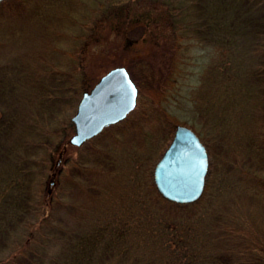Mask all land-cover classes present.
I'll return each instance as SVG.
<instances>
[{"label": "rangeland", "instance_id": "rangeland-1", "mask_svg": "<svg viewBox=\"0 0 264 264\" xmlns=\"http://www.w3.org/2000/svg\"><path fill=\"white\" fill-rule=\"evenodd\" d=\"M130 1L147 2H0V113L9 122L0 120L4 149L0 150V194L7 192L26 156L35 159L42 153L37 141L44 135L51 145V157L44 161L36 157L41 169L28 162L22 167L31 171L29 200H37V195L42 191L46 195L48 191L44 199L54 201L47 220L53 228L44 238L51 240L43 249L45 262L65 245L64 237L70 243L66 253L72 261L93 257L92 249L89 251L92 244L101 248L107 239L115 238L121 231L133 233L139 228L122 222L129 220L128 210L133 212L139 207L146 216L142 221L147 236L146 251L163 246L168 239L167 226L173 228L170 235L175 232L179 235L191 225L189 240L193 250L208 256L217 253L218 264H264V42L260 39L264 5L261 2L173 0L176 7L186 10L184 17L194 24L197 33L192 34L194 31L187 23L185 34L196 38L191 41L204 54L208 49L213 56L217 54L207 67L194 65L186 91L170 100L168 107L178 121L196 128L208 151L209 170L199 203L173 210L158 194L154 169L175 129L166 123L150 97L138 95L135 110L123 121L105 128L98 138L80 146L69 142L75 133L72 117L82 93L89 91L107 71L128 60L134 48L132 52L128 47L121 49L123 52L97 54L94 64L90 62L81 73L78 85L68 82L75 69L70 52L88 37V25L96 27L103 23L104 8H118L122 13L114 3L124 7ZM205 18L203 25L201 20ZM140 29L132 31V39L141 38ZM112 42L117 45L120 39L114 35ZM217 44L222 50L216 51ZM143 45L139 42L137 46ZM147 48L152 51L151 46ZM83 80L88 88L82 91ZM66 139L69 144L64 148ZM24 147L28 149L23 150ZM57 160L61 162L58 167ZM16 187L3 201L0 219L4 212L6 217H14V213L21 211ZM36 219V215L28 216L0 237V262L5 263L14 255L15 245L23 241L24 224ZM77 228L85 232V238H81ZM140 239L136 237V242ZM111 243L115 246L113 240ZM184 250L187 257L193 253L191 247ZM133 251H137L136 246L130 253ZM114 262L115 259H110L105 264Z\"/></svg>", "mask_w": 264, "mask_h": 264}, {"label": "trees", "instance_id": "trees-1", "mask_svg": "<svg viewBox=\"0 0 264 264\" xmlns=\"http://www.w3.org/2000/svg\"><path fill=\"white\" fill-rule=\"evenodd\" d=\"M260 2L264 5V0H257V3ZM120 6L122 5L114 3V7L121 8V12L123 11L122 13L117 10L118 8L111 9L107 6L102 11V19L100 18L104 20L103 23L96 24V27H94V25H88V37L84 38L77 49H73L70 52V58L75 61V65H73L75 69L73 75H69L70 78L68 82L72 81V85H78L79 83H77V80L81 73L84 72L85 67L90 62L94 64L93 58H95L97 54H101L105 51V53H108L113 50L123 52L121 49H128V47L132 52V48H134L132 56H129L128 60L120 63V66H125L129 71L133 81L139 89V95L150 97L157 104L166 123L170 126L173 125L174 129L177 124L181 123L192 128L198 135V131L192 124L188 125L178 121L174 112H171L168 107L171 105L170 100H173L175 96L178 98L179 95H182L183 92L186 91L184 89H186V85L189 84L188 81L191 79L190 75L194 74V65L198 64L197 68L205 65L207 67V64H211L213 60H215L217 54L213 56L211 49H208L207 53L204 54L203 51L199 50L196 44L191 41V39L195 40L196 38L192 35L185 34L188 32L185 30L187 29L185 24L188 23L190 30L192 29L194 31L192 34L195 35L196 31L193 29L194 24L187 22L188 20L184 17L187 13L186 10L176 7L173 0H147L145 4L140 1H135L132 4V1H130L124 4V7ZM210 16L211 14L208 15L209 19H211ZM201 21L203 25H205L206 18ZM137 27L142 29V35L139 40L132 39V31L135 28L137 29ZM180 31L184 32L183 35H180ZM260 32H262V29ZM263 32L261 33L260 39L264 42L262 38L264 36ZM163 33L164 35H162ZM114 35L118 36V39H120V45L113 44L112 39ZM139 42L144 44L143 47L139 48V46H137ZM217 42L222 44L221 41ZM147 46H151L153 52L149 51ZM214 47H216V51L222 50V46L219 44L214 45ZM202 64L204 65L202 66ZM54 70L61 72V70ZM50 74L55 75L57 73L50 72ZM62 77L63 76H61V78ZM49 86L50 85H48L47 88H49ZM81 88L82 91L88 88L84 80L83 83H81ZM4 119L6 121L7 116L4 117V114L1 112L0 120L3 121ZM11 119L12 118H10L9 121H11ZM6 124H9V122L6 121ZM2 134L3 132L1 135ZM96 137L92 139H96ZM46 139H48V137L43 135L40 136L37 141L39 152L42 151L41 154L38 153L39 158L36 156L40 161H44V159L46 160L51 157V145L50 143H46ZM68 144L67 139L63 141L64 148L68 146ZM2 146L0 141L1 151L4 150ZM56 147L57 145L53 150H56ZM27 149L28 147L23 148V150ZM36 157L34 159L33 156L30 158L26 156V159H23V161L26 162L22 161L23 166L28 162L30 165L33 163L34 166L41 169L42 166L41 164H37ZM60 163V160H57L56 166L58 167ZM22 164H20V170L15 174V179H11V182H9L7 192L0 194V214H2L1 209L3 201L9 197L14 187L17 186L21 211L18 214L14 213V217H6L4 212L3 218L0 219V237L6 234L14 223L21 222L30 215H36L37 219L24 224L26 227L24 229L25 231L22 233L23 241L15 245L16 248L12 250V253H14L12 257H8L5 263L4 260L1 261L0 264H105L106 261L110 259H115L114 264H124V261L129 264L217 263V258H219L217 253L211 252L210 257L193 250V244L189 240V233L192 231V228H190L191 225L188 226L183 234L179 235L176 234V232L170 235L173 228L167 226V231L169 232L168 239L165 240L164 243L161 242L163 244V249L160 250L162 247L149 248V251H146L145 243H147V236L144 235L142 229L143 217L146 218V216L143 209L138 210L139 207H135L133 212L128 210L127 217L129 220L127 222L122 221L124 224L132 225L133 228L135 226L139 228H136L137 230L133 233L125 232L124 230L121 231L115 238L107 239V244L105 246L102 247L99 245L101 248L97 247L96 244H92L89 251L92 249L93 257L84 258V260L80 262L72 261L71 256L66 253L67 250H70V246L67 245L70 243L67 237H64L66 239L65 245L62 244L56 252V255H54L49 262H45L47 257L42 256L43 249L50 244L51 240L46 241L44 238L51 233V228H53L51 222L47 220L50 217L54 201L44 199L45 196H48V191L46 195L42 193L43 191L39 196L37 195V200H29L28 178L31 171L28 170L27 167H22ZM20 182H22V186L19 187ZM160 197L167 207L173 210L182 209L183 206L191 207L201 201L199 200L195 203L180 205L164 199L161 195ZM117 220L118 222L121 221L119 218ZM77 231L81 234V238H85V232H82L79 228H77ZM87 232L86 230V235ZM71 233L72 231L68 233L70 239L72 237ZM136 237H140L141 239L136 242ZM153 238L155 240L157 239L155 236H153ZM111 240L114 241L115 246L111 243ZM134 246L137 247V251L130 253L131 248ZM190 247L193 253L187 257V250H184V248L189 249Z\"/></svg>", "mask_w": 264, "mask_h": 264}, {"label": "water", "instance_id": "water-1", "mask_svg": "<svg viewBox=\"0 0 264 264\" xmlns=\"http://www.w3.org/2000/svg\"><path fill=\"white\" fill-rule=\"evenodd\" d=\"M138 95L139 89L125 66L107 71L89 91L82 93L72 117L75 133L69 142L80 146L126 119L135 110ZM208 170L206 146L192 128L179 124L155 166L154 184L164 199L191 204L202 197Z\"/></svg>", "mask_w": 264, "mask_h": 264}]
</instances>
